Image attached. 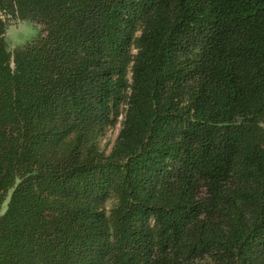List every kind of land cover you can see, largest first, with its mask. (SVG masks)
I'll return each instance as SVG.
<instances>
[{"label":"trees","instance_id":"16d2710c","mask_svg":"<svg viewBox=\"0 0 264 264\" xmlns=\"http://www.w3.org/2000/svg\"><path fill=\"white\" fill-rule=\"evenodd\" d=\"M0 264H264V0H0Z\"/></svg>","mask_w":264,"mask_h":264},{"label":"rangeland","instance_id":"374dc122","mask_svg":"<svg viewBox=\"0 0 264 264\" xmlns=\"http://www.w3.org/2000/svg\"><path fill=\"white\" fill-rule=\"evenodd\" d=\"M41 35V31L37 24L29 20H19L15 19L10 22L6 29L5 40L7 44V49L12 51L14 47L19 44L26 43L38 38ZM134 51V50H133ZM121 116L118 118L117 123L114 126L107 128L104 135L100 138V145L110 148L113 143L118 130L120 128ZM112 201L106 203V207L109 208ZM4 207L2 208V210Z\"/></svg>","mask_w":264,"mask_h":264}]
</instances>
